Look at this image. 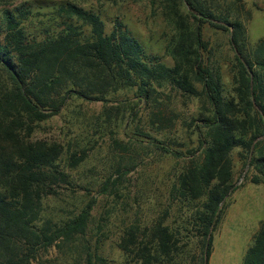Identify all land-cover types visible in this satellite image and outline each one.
Returning <instances> with one entry per match:
<instances>
[{"label":"trees","instance_id":"1","mask_svg":"<svg viewBox=\"0 0 264 264\" xmlns=\"http://www.w3.org/2000/svg\"><path fill=\"white\" fill-rule=\"evenodd\" d=\"M149 3L171 27L166 51L172 66L147 53L122 22L115 21L107 33L99 14L75 2L58 4L53 30L41 36L22 26L31 15L25 3L1 10L0 264H44L39 260L52 247L66 249L76 264L105 263L87 238L95 198L60 219L44 214L46 199L59 198L64 189L72 194L82 189L74 186L70 172L88 159L89 150L78 147L69 153L57 141L34 137L40 123L57 116L72 98L106 104L108 95L134 89L157 130L173 128L177 117H165L160 101L165 89L206 104L201 116L186 124L197 134V147L184 154L136 127L138 136L150 139L162 154L186 157L188 163L175 176L166 208L150 222L135 219L124 227L117 243L123 264H208L214 232L237 189L234 151L252 169L250 181L264 185V39L249 53L242 22L217 14L206 0ZM205 25L229 33L235 66L228 91L220 70L205 60L210 51ZM103 114L108 118L104 124L112 122L109 107ZM136 117L132 107L130 120ZM111 147L120 155L100 194L115 184L112 176L120 180L137 167L134 159L123 157L127 144L113 139ZM173 208L178 224L168 222ZM193 240L197 257L189 255ZM242 264H264V222Z\"/></svg>","mask_w":264,"mask_h":264},{"label":"rangeland","instance_id":"2","mask_svg":"<svg viewBox=\"0 0 264 264\" xmlns=\"http://www.w3.org/2000/svg\"><path fill=\"white\" fill-rule=\"evenodd\" d=\"M64 1L67 0H0V13L4 8L13 9L25 3L31 15L27 16L22 26L27 33L41 36L44 31L54 28L52 13ZM68 1L99 14L107 33L112 31L115 21L122 22L147 53L159 57L168 66L173 65L166 51L172 36L171 27L149 0L117 3L104 0ZM206 2L217 14L236 17L242 22L246 48L253 54L258 42L264 39V0ZM203 37L210 49L205 60L220 70L224 88L228 91L235 66L229 33L205 25ZM107 99L108 103L104 104L72 98L57 116L40 123L34 137L57 141L69 153L78 147L89 150L88 159L70 172L74 186L82 189L77 188L74 194L64 189L59 198L46 199L44 214L60 219L70 212H78L91 198H95L87 238L91 246L97 247L93 251H97L104 264H123L124 255L117 243L124 227L135 219L141 222L155 219L168 205L169 190L175 176L188 163L186 157L162 154L149 143L150 139L138 136L136 127L151 138L165 142L169 149L184 154L197 147V134L186 124L198 119L206 104L201 99H188L165 89L160 98L165 106V117L170 118L172 114L177 117L173 128L157 130L149 123V112L135 97L134 89L118 90L108 95ZM105 106L109 107L113 116L110 119L112 122L104 124V119H108L102 115ZM132 107L137 110L134 123L130 120ZM113 139L127 144L128 151L122 153L123 157L134 159L137 167L120 180L112 176L111 183L116 185L112 184L106 194H100L102 183L112 175L114 158L120 155L111 147ZM238 152L236 150L232 154L233 184L237 189L230 195L214 232L208 264H242L247 249L264 222V185L250 181L253 171L239 158ZM115 179L117 182H112ZM176 210H171L168 222H180ZM191 250L190 256L199 255L196 240H193ZM70 255L66 249L60 252L52 247L43 254L39 263L76 264Z\"/></svg>","mask_w":264,"mask_h":264}]
</instances>
